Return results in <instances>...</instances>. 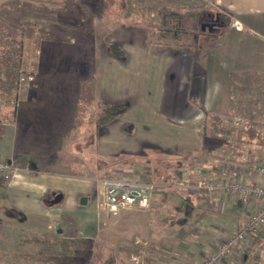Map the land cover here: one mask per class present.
Returning <instances> with one entry per match:
<instances>
[{
  "label": "crops",
  "instance_id": "0c3cea01",
  "mask_svg": "<svg viewBox=\"0 0 264 264\" xmlns=\"http://www.w3.org/2000/svg\"><path fill=\"white\" fill-rule=\"evenodd\" d=\"M181 1L164 0L159 7L181 13L175 10ZM211 1L222 15L237 21L212 43L201 37L183 42L176 35L151 40L159 32L149 19L132 18L139 22L134 27L122 24L128 17L125 0H113L110 7L98 0L107 13L105 18L101 10L83 1L93 16L90 28L76 34L84 39L79 61L65 64V72L58 68L55 77L49 73L50 64L40 59L42 53L48 55V44L43 49L41 39L35 41L37 77L28 99L31 105L1 124L0 160L9 162L16 173L0 179V201L13 195L11 203L24 216H46L45 211H52L54 205L44 206L45 210L42 199L54 193L62 194L59 203L63 202L66 212L89 208L95 181L104 173L102 167H113L111 174L132 176L138 174L137 167L144 166L145 177L156 185L149 209L120 213L109 227L108 238L102 236L105 231L98 235L95 229L99 244L109 241L114 248L116 264L132 259L195 264L219 235L237 229L244 213L235 199L221 204L206 191L170 186L182 170L193 166L218 171L264 158L226 154L221 128L233 117L243 119L237 127L244 129L264 125V0ZM39 4L48 7L51 3ZM116 5L119 18L112 9ZM96 31L106 33L124 55L116 57L104 46L96 47L90 36ZM82 58L88 64L81 63ZM87 82L89 98L97 106L89 110V116L82 90ZM117 103H126V109L107 123L98 122L103 107ZM74 141L77 146L70 152ZM60 166L68 170L60 172ZM81 196L87 197L85 205L79 204ZM222 216L225 222L218 223ZM262 236L235 264H243Z\"/></svg>",
  "mask_w": 264,
  "mask_h": 264
},
{
  "label": "rangeland",
  "instance_id": "374dc122",
  "mask_svg": "<svg viewBox=\"0 0 264 264\" xmlns=\"http://www.w3.org/2000/svg\"><path fill=\"white\" fill-rule=\"evenodd\" d=\"M44 1L51 4L48 7L39 4ZM83 1L90 2L92 7L95 6L101 10L102 18L106 17L107 13L102 10L98 0H0V123L3 122L2 120L11 118L14 113L19 114L21 110L27 111L28 106L31 105L28 99L35 88L37 77L34 59L35 41L41 39V43H44L43 49H46L48 44V55L44 52L40 59L41 62L50 64L49 73H53V77L58 68L61 69L59 71L65 72L68 70L65 69V64L70 63L72 66L79 61L78 53L82 48L81 41L84 39L76 34L78 31L90 28V20L93 16L90 6L85 5ZM103 1L110 7L109 4L113 0ZM163 2L164 0H125L124 6L126 10L128 9L126 11L128 17L122 18V24L134 27L139 22L132 20L144 18L143 21L148 22L149 19V23L157 27L162 15V13L158 15L157 11ZM142 3H144L143 6ZM46 8L52 9L50 13L45 12ZM85 9L86 12H84ZM112 9L116 16L119 15V5ZM175 10H181V12L199 10L201 14L221 13L211 0H182L181 4L175 5ZM230 19L231 25L237 24L235 19L232 17ZM24 22L30 24H22ZM100 35L99 31L91 32V40L96 47L102 45L111 54L108 44H115L110 43L111 39L106 33ZM201 38L204 39L202 36ZM151 40H155L154 36ZM115 46L119 47L117 44ZM80 62L88 64L87 58H82ZM68 73L69 76H74L71 74L73 71L69 70ZM86 77L89 79V72L86 73ZM89 86L88 82L85 87L82 86L83 93L86 94L87 116L90 115L89 110L97 107L89 98ZM24 99L27 101L22 102ZM89 119L86 118L87 121ZM210 125L212 132L214 129L212 124ZM221 128L225 131L222 137L223 148H221L226 154L231 156L239 154V156L242 155L240 158L256 160L263 157L264 125L259 124L247 129L235 128L230 121V123H224ZM76 146L77 142L70 143V152ZM57 168L60 172L68 170L61 166ZM102 169L104 173L97 177L96 181L110 175L113 167H102ZM10 197L13 195L0 201L2 208H0V264H107L106 261L113 257L115 251L108 244L109 241L100 245L97 239L100 230L105 231L102 236L108 238L109 227L116 221L118 215H109L100 210L97 213L93 209L96 206L95 196L88 203L89 208L79 207L66 212L62 202L54 205L52 211H45L46 216L39 214L24 216L18 206L12 204L14 200ZM41 206L46 205L43 203ZM5 208L14 213L4 212ZM95 229L98 235L95 234ZM120 264L126 263L120 262ZM127 264L159 263L155 261L143 263L139 259H132ZM174 264L183 263L181 261ZM243 264H264V236L245 256Z\"/></svg>",
  "mask_w": 264,
  "mask_h": 264
},
{
  "label": "built area",
  "instance_id": "2783aa9c",
  "mask_svg": "<svg viewBox=\"0 0 264 264\" xmlns=\"http://www.w3.org/2000/svg\"><path fill=\"white\" fill-rule=\"evenodd\" d=\"M242 123V118H232V126ZM136 170V175L110 174L96 181L97 213L100 210L119 215L124 211L149 209L156 185L145 177L146 167L139 166ZM15 173L16 169L9 162L0 160V179L7 180ZM170 186L175 190L206 191L221 204L235 199L242 206L244 216L237 229L219 235L213 246L205 248L202 260L195 264H235L255 239L264 234V159L218 171L193 166L182 170L180 178ZM225 220L226 216H222L217 222Z\"/></svg>",
  "mask_w": 264,
  "mask_h": 264
},
{
  "label": "trees",
  "instance_id": "16d2710c",
  "mask_svg": "<svg viewBox=\"0 0 264 264\" xmlns=\"http://www.w3.org/2000/svg\"><path fill=\"white\" fill-rule=\"evenodd\" d=\"M200 12L199 10H188L181 13H174L173 11H168L164 6L160 7L157 13L158 15L162 13V15L160 16L159 24L155 27L159 32L158 35H154L155 41L159 40L161 37L163 38V36L173 37V35H176L177 38L183 40V42L201 36L204 39H209L211 43L220 39L230 25L231 19L219 12H215L214 14L211 12L201 14ZM209 16H211L212 21H210L211 19ZM22 24L28 25L30 23L24 22ZM108 45L112 55L116 57H122L124 55L123 50L119 47ZM126 106V103H117L104 107L98 115V122L104 124L113 120L126 109ZM206 121L207 118L205 117L203 130L206 127ZM1 124L2 122L0 123V137L2 132ZM46 199V196L43 197L42 202L46 206H51ZM106 263L116 264L112 258H109Z\"/></svg>",
  "mask_w": 264,
  "mask_h": 264
},
{
  "label": "water",
  "instance_id": "95a60500",
  "mask_svg": "<svg viewBox=\"0 0 264 264\" xmlns=\"http://www.w3.org/2000/svg\"><path fill=\"white\" fill-rule=\"evenodd\" d=\"M63 196L61 193H57L56 195H54V197L52 198V200H50L49 204L50 205H55L58 204L59 202H61ZM87 202V197L86 196H81L79 198V204L80 205H85Z\"/></svg>",
  "mask_w": 264,
  "mask_h": 264
},
{
  "label": "flooded vegetation",
  "instance_id": "af4514ba",
  "mask_svg": "<svg viewBox=\"0 0 264 264\" xmlns=\"http://www.w3.org/2000/svg\"><path fill=\"white\" fill-rule=\"evenodd\" d=\"M209 18L211 19V16H209ZM210 21H212V19H211ZM56 194H57V193H54V194H52V195H51V194L47 195V196H46V198H47V199H46L47 202H50V200H52V198H53L54 195H56Z\"/></svg>",
  "mask_w": 264,
  "mask_h": 264
}]
</instances>
